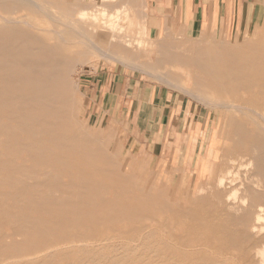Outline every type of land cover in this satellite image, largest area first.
Masks as SVG:
<instances>
[{
  "label": "rangeland",
  "instance_id": "rangeland-1",
  "mask_svg": "<svg viewBox=\"0 0 264 264\" xmlns=\"http://www.w3.org/2000/svg\"><path fill=\"white\" fill-rule=\"evenodd\" d=\"M31 1L0 6V16L15 21L0 22V264H258L250 233L257 178L244 165L264 144L256 136L264 135V79L245 88L240 69L225 60L264 58V15L254 30L225 40L167 24L155 31L147 23L150 37L169 38L173 45L165 47L139 33L143 23L122 0ZM102 7L128 10L127 52L107 57L80 42L79 33L90 36L103 26ZM134 9L142 10L139 3ZM80 10L90 11L88 19ZM22 46L27 53L19 55ZM75 52L85 55L69 65L59 61ZM204 56L215 63L199 61ZM44 64H54V76L65 75V94L55 77L51 102L38 106L25 90L35 74L30 66ZM98 72L118 76L119 87L94 92L101 110L89 119L85 83ZM186 120L200 129L212 123L199 137L198 154L182 140L191 135ZM210 136L229 145L213 159ZM209 159L213 176L205 170ZM230 159L238 183L250 190L230 202L239 207L248 195L243 225L241 214L226 207L227 191L214 188L216 172ZM198 183L212 189L192 195Z\"/></svg>",
  "mask_w": 264,
  "mask_h": 264
},
{
  "label": "bare ground",
  "instance_id": "bare-ground-1",
  "mask_svg": "<svg viewBox=\"0 0 264 264\" xmlns=\"http://www.w3.org/2000/svg\"><path fill=\"white\" fill-rule=\"evenodd\" d=\"M100 1L103 3V2L114 1V0H98V2H100ZM34 4L35 3H32V5H34ZM15 5H16V0H0V6L3 7L4 9H6V10L8 8H11L12 6L15 7ZM34 7L37 8V6H35V5H34ZM127 11L128 10L120 11L119 8H115V7L111 8L110 11H108V9H106L105 7H102L101 10H97V13H99V12L101 13V15H100L101 16V22H102L101 24H103V26L99 27V28H95L90 36L84 35L83 33H79L78 35H79L80 42L82 44H85L86 46H88L91 49L92 48L95 49L96 52H99V53H101V54H103L104 56H107V57L109 55L107 53L119 54L121 52V50L127 52L128 49H129V44L127 45V44H125L124 41H122L125 38V36L128 34L129 30L132 28V20H131L130 16H128V12ZM89 12H90L89 10H80V11H78L76 13H78V15H80L79 17H81V19L83 20V18L84 19H88V15H90ZM77 18H78V16H77ZM89 18L92 21H94V22H96L98 20L97 19V15H95V14L91 15ZM1 21H6L7 23H13L14 22V24H15V21H14L13 18H7L4 15L0 16V22ZM128 21H130V23L126 25L125 22L127 23ZM142 22H143V20H142ZM144 23H145V21H144ZM26 24H27V22H26ZM26 24H24V22H23V25H26ZM11 25H13V24H11ZM141 26H142V24H141ZM29 27H30V25H29ZM138 30H139V28H138ZM0 31H1V27H0ZM141 31L143 32V34H145V25L144 24L141 27L139 33H142ZM69 33H66L65 36L68 37ZM57 35H59V34H57ZM136 36H138V35H136ZM139 43H140V41H139ZM135 45H136V48H138L137 44H135ZM232 51L235 54L236 51L235 50H232ZM50 52L51 53H55V54H59V51H55V50H52ZM25 53H27V52H25V48L22 46V48L19 50V55H22V54H25ZM84 55H85L84 52H75V53L69 54L68 55L69 58L61 59L59 61L68 62V65H69V63H74V62L78 61L80 59V57H82ZM115 59L120 61L121 63H123L120 59H118V58H115ZM181 59L182 58L179 57V56L174 58L173 60H174L175 65L176 64L178 65V63H181ZM199 61L203 62L205 65L207 64V62H214L215 63V61L209 60L207 58V56L202 57ZM225 61L228 62V65H233V66L236 65L240 69L239 73L242 76V79L244 81L243 85H244L245 88H248L252 84V82H253L252 80L253 79H264V58L263 59L262 58L249 59L247 57L243 58V57H241V55L239 57H237V55H236L233 58L229 57ZM45 62H47V61H45ZM184 66L190 67L191 64L189 66H187V64L184 65ZM53 67H55L54 64H44V65H41V66H30V68L32 69V70L31 69L30 70L31 71H35L34 72L35 74L33 75L32 78L29 79L28 84H27L28 87H27V90H25V91L26 92L28 91V94L32 95L33 101L38 106H42V105H44L46 103H50L51 102V101H49L50 97L52 96V92L51 91H52V89H54L55 86H57L56 83H55V86L52 85L53 84L52 82H53L55 77L57 78V84L59 85L58 89H60L59 90L60 94L62 96L65 94L64 93L65 92V89H64L65 86H63V81H64L63 78H64L65 75L64 76L62 75L60 77H59V75L58 76L57 75L54 76L52 74V72H51V69ZM205 68H207V66ZM205 68H203V69H205ZM140 71L144 72V70H142V69ZM234 79L235 78H231L232 81H235ZM163 81H165V80H163ZM166 84H169V83H166ZM173 86H175V85L174 84L171 85V87H173ZM186 87H190V86L187 85ZM177 88L179 89L178 86H177ZM213 89L214 88H210L209 87V90L212 91ZM199 98L200 97L198 96V99ZM196 99H197V96H196ZM201 100H203V99H201ZM205 103H207V102H205ZM222 106H223V103H222ZM217 107H219V105ZM230 107H231V110H232L233 108H236L237 105L235 106V105L232 104V105L229 106V108ZM229 108H228V110H229ZM238 108H240V107H238ZM245 109H246V107H245ZM234 111H236V110H234ZM250 112L252 113L251 110H250ZM250 112H249V114H250ZM244 116H246V115L244 114ZM256 117H257V115H256ZM261 123H263V121ZM256 126L258 127V124ZM259 126H260V124H259ZM263 126H264V124H263ZM256 133H257L256 134L257 137H263L264 136L262 132H256ZM210 144L212 146H210ZM220 147H223L225 149V148H229V145H226L225 143H223V141L220 143L216 137L212 138L210 136L208 138L206 148L208 149V152H209L210 156H212V159H213V157L217 158V153H218V150L220 149ZM256 153L257 154H253V155L249 156V159H248L247 163L244 166H245L246 172H248L249 170H252V169L256 171V178L257 179H255L256 180L255 184H253V186H252V188L254 189V196L252 197V200H256V202H257V213H256L255 219L253 221V225L250 227V233H251V235L256 237V239L254 241V246H253L255 248V252H254L253 256L256 258L258 264H264V144H261V145H259L257 147ZM47 154H49V153H47ZM235 162H236L235 159H230L228 161L229 167L226 170H224L223 169L224 167L221 166V168L218 170V172H216L217 175H216L215 181H214V188L217 191L221 190V189H224V190L227 191L226 197H225V200H224L225 203H226V207L229 209L230 212L233 211V212L238 213V215L241 214V216H239V218H238V221L241 223L240 225H243L244 222L247 220V218L249 216V212H247L246 203H245L246 202V198L248 197V195L239 200V203H240L239 207L233 206V204H230V202L232 200L237 199V194H238L239 191H243L244 193L249 194L250 190L246 189V186H244L243 184L238 183L240 181H238L239 179H238V176H237L238 175L237 172L234 171V166L236 165ZM205 170L207 171V173L210 176L214 175L213 174V172L215 173L214 164L212 163L211 159H209L207 161V164L205 166ZM203 176H204V173H203ZM244 180H247V178H245ZM236 181H237V183H236ZM198 185H199V183H198ZM211 189H212V187H210V186H207V188H204L201 185H199V186H197L194 189V193L192 195L196 194L197 196H202V195L205 194V192H207V190H211ZM187 197H190V195H187ZM173 244H174V242H173ZM87 246H88V244H87ZM60 247L61 246H59V248ZM70 247H72V246H70ZM54 250H56V249H53V251ZM19 261H21V260H19ZM234 261L236 262V260H234Z\"/></svg>",
  "mask_w": 264,
  "mask_h": 264
},
{
  "label": "crops",
  "instance_id": "crops-1",
  "mask_svg": "<svg viewBox=\"0 0 264 264\" xmlns=\"http://www.w3.org/2000/svg\"><path fill=\"white\" fill-rule=\"evenodd\" d=\"M138 3L142 10L134 9ZM121 4L127 5L137 13L136 20L140 22L143 20L147 40L165 47L173 45L167 43L169 38L163 33L158 34L156 38L150 37L147 23L150 26L149 29L155 31L164 29L160 26L167 24L168 29L174 32L185 31L194 36L225 40L254 30L264 15V0H122ZM117 79L118 76L109 72L92 73L88 76L85 87L90 111L89 119H92L94 110H101L96 108L98 98L94 97V92L101 87L104 90L103 95L111 94L113 87H119ZM211 124L206 120L203 129L199 126L192 128L191 123L186 120L185 129L191 134L190 138L182 135V140L188 145L186 151L193 148L194 153L201 152L199 137L202 139V133L208 132ZM152 128L153 134L155 129ZM178 140L179 138L177 142ZM176 149L183 152L181 147L176 146ZM201 150L203 151V148Z\"/></svg>",
  "mask_w": 264,
  "mask_h": 264
}]
</instances>
